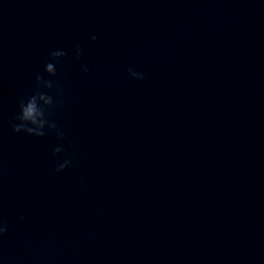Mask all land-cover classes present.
<instances>
[{
    "label": "water",
    "instance_id": "1",
    "mask_svg": "<svg viewBox=\"0 0 264 264\" xmlns=\"http://www.w3.org/2000/svg\"><path fill=\"white\" fill-rule=\"evenodd\" d=\"M58 48L60 174L11 127ZM0 222V264H264V0H0Z\"/></svg>",
    "mask_w": 264,
    "mask_h": 264
},
{
    "label": "clouds",
    "instance_id": "2",
    "mask_svg": "<svg viewBox=\"0 0 264 264\" xmlns=\"http://www.w3.org/2000/svg\"><path fill=\"white\" fill-rule=\"evenodd\" d=\"M92 43H97V36L91 37ZM84 55V49L80 43L75 45L74 56L79 60ZM69 56V52L64 49L52 50L44 66V73L37 74L35 84L31 94L21 98L18 101V110L11 123V127L17 134H26L39 140L47 139L50 135L54 136L60 143L53 149V156L57 158L55 172L63 173L72 166L76 158L75 153H71V159L68 158V145L64 144L66 140L65 129L62 128L53 118L54 112L63 105L65 92L56 82L58 77V65ZM82 71L90 74L88 66L82 65ZM129 75L136 80L146 79V74L137 71L133 67L128 68ZM61 154L64 158L60 159ZM23 220V217H20ZM7 233V225L0 222V238Z\"/></svg>",
    "mask_w": 264,
    "mask_h": 264
}]
</instances>
